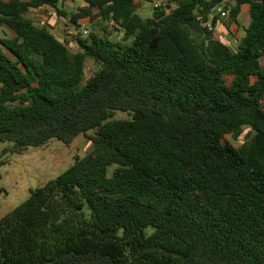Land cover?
<instances>
[{
  "label": "trees",
  "instance_id": "obj_1",
  "mask_svg": "<svg viewBox=\"0 0 264 264\" xmlns=\"http://www.w3.org/2000/svg\"><path fill=\"white\" fill-rule=\"evenodd\" d=\"M155 1L68 13L63 0H0L13 32L0 39V142L13 144L0 168L94 131L92 151L0 217V264H264V0H166L139 15ZM224 1L236 23L249 6L236 50L214 30ZM41 8L106 25L72 52L28 15Z\"/></svg>",
  "mask_w": 264,
  "mask_h": 264
},
{
  "label": "rangeland",
  "instance_id": "obj_2",
  "mask_svg": "<svg viewBox=\"0 0 264 264\" xmlns=\"http://www.w3.org/2000/svg\"><path fill=\"white\" fill-rule=\"evenodd\" d=\"M166 0H156L153 4L141 3L139 8V15L144 18L153 16V9L155 5L164 4ZM84 0H71L60 5V8L68 13L76 12L77 9L84 5ZM226 1L218 5L216 10L212 13L219 14L222 11H226L228 14L227 20L230 18V7L233 2H230L229 9H225ZM247 6L242 7L240 16L238 17V24L246 26L249 19ZM33 18L39 26H46L50 28L56 36L65 43L68 44L72 52L78 50V46L75 40L77 35H83L87 38L91 32H103V27L106 23L94 13L93 17L80 20L79 26H75L68 17L57 16L54 9L41 8L35 9L28 14ZM223 21L226 20L223 19ZM232 23V19L230 20ZM228 27L223 23H219L214 29L221 37V39L228 44L233 50L238 49V44L234 39L241 36L240 33L232 34L228 31ZM243 32V30H241ZM13 32L7 28H0V39L10 37ZM114 41H122V35L117 31H112V35L109 36ZM93 64L88 63L86 67L85 79L92 76L95 71ZM116 118H127V114L118 112ZM94 134V131L88 132L87 135L78 136L74 142L70 145L58 139H52L47 145L42 147H30L23 154H11L3 156L4 160H7L5 165L0 168L2 173V179L0 180V216L4 213H8L11 209L17 207L24 202L29 196L32 189H36L45 185L51 179L56 178L66 169H68L76 160L77 157H84L93 149V143L90 140V136ZM251 128L244 127L243 134L238 140L232 139L229 136V140L234 143L235 146H241L248 136L253 135ZM11 142H0V155L7 148L12 146Z\"/></svg>",
  "mask_w": 264,
  "mask_h": 264
},
{
  "label": "crops",
  "instance_id": "obj_3",
  "mask_svg": "<svg viewBox=\"0 0 264 264\" xmlns=\"http://www.w3.org/2000/svg\"><path fill=\"white\" fill-rule=\"evenodd\" d=\"M244 6H247L248 7V10L246 11V13H248V15H249V6L248 5H244ZM240 16V15H239ZM227 18H228V16L226 17V18H223L224 20H226V23H225V21H222V22H220V23H223L224 22V24L228 27L227 29H228V31L230 32V33H232V34H236V33H240L241 34V36H238L237 38H235L234 40L239 44V43H241V39L243 38V36H244V27H246L248 24H249V21H248V23H247V25L246 26H240L238 23H236V22H232V23H230L229 22V20H230V18L227 20ZM228 24V25H227ZM241 30H243V32L241 31ZM1 208V207H0ZM0 211H1V209H0ZM6 213H4L3 215H1L0 217H2V216H4Z\"/></svg>",
  "mask_w": 264,
  "mask_h": 264
},
{
  "label": "built area",
  "instance_id": "obj_4",
  "mask_svg": "<svg viewBox=\"0 0 264 264\" xmlns=\"http://www.w3.org/2000/svg\"><path fill=\"white\" fill-rule=\"evenodd\" d=\"M69 1H71V0H63V2H69ZM155 6H158V4H156ZM222 16L223 17H227L228 16L227 12H222ZM208 29L209 30H213L214 29V26H213L212 23L208 24Z\"/></svg>",
  "mask_w": 264,
  "mask_h": 264
}]
</instances>
